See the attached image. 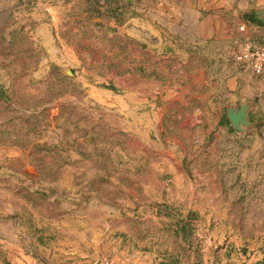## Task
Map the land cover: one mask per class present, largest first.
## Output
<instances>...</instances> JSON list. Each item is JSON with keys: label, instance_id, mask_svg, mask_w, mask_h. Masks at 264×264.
Segmentation results:
<instances>
[{"label": "rangeland", "instance_id": "rangeland-1", "mask_svg": "<svg viewBox=\"0 0 264 264\" xmlns=\"http://www.w3.org/2000/svg\"><path fill=\"white\" fill-rule=\"evenodd\" d=\"M175 11L0 0V264H264V72Z\"/></svg>", "mask_w": 264, "mask_h": 264}, {"label": "crops", "instance_id": "crops-1", "mask_svg": "<svg viewBox=\"0 0 264 264\" xmlns=\"http://www.w3.org/2000/svg\"><path fill=\"white\" fill-rule=\"evenodd\" d=\"M162 2L169 9L176 10L174 13L182 23L180 34L188 37L194 47L201 42L208 45L212 43L214 47L218 40L232 41L238 34L245 36L246 42L264 39V0H162ZM249 11L260 19V23L243 35L242 31L236 30L231 17L233 14ZM262 80L264 83V73Z\"/></svg>", "mask_w": 264, "mask_h": 264}, {"label": "built area", "instance_id": "built-area-1", "mask_svg": "<svg viewBox=\"0 0 264 264\" xmlns=\"http://www.w3.org/2000/svg\"><path fill=\"white\" fill-rule=\"evenodd\" d=\"M233 57L237 63L242 64L256 74L264 72V43L244 42L234 52Z\"/></svg>", "mask_w": 264, "mask_h": 264}, {"label": "water", "instance_id": "water-1", "mask_svg": "<svg viewBox=\"0 0 264 264\" xmlns=\"http://www.w3.org/2000/svg\"><path fill=\"white\" fill-rule=\"evenodd\" d=\"M247 112H248V105H242L240 109H233L230 108L228 112V117L237 130H243L242 125H247Z\"/></svg>", "mask_w": 264, "mask_h": 264}, {"label": "trees", "instance_id": "trees-1", "mask_svg": "<svg viewBox=\"0 0 264 264\" xmlns=\"http://www.w3.org/2000/svg\"><path fill=\"white\" fill-rule=\"evenodd\" d=\"M260 23V22H259ZM28 198H30L29 196H27Z\"/></svg>", "mask_w": 264, "mask_h": 264}]
</instances>
